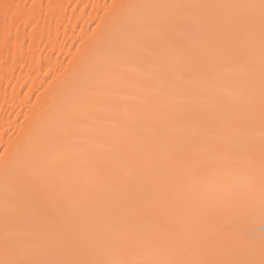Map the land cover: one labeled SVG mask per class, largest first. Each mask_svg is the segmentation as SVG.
<instances>
[{"label": "snow or ice", "instance_id": "6c2138e0", "mask_svg": "<svg viewBox=\"0 0 264 264\" xmlns=\"http://www.w3.org/2000/svg\"><path fill=\"white\" fill-rule=\"evenodd\" d=\"M60 7L0 2L5 45L9 16L27 31L43 9ZM103 7L107 24L77 50L74 72L0 152V264H264V0ZM145 36L165 94L175 87L165 79L170 69L199 73L216 93L230 72L228 102L196 111L165 105L157 117L175 112L183 123L162 144L145 136L138 151L118 140L90 151L91 135L126 99L116 89L134 86L105 58L133 56ZM54 143L64 145L61 155L48 151ZM61 157L77 162L61 167ZM225 215V227H205Z\"/></svg>", "mask_w": 264, "mask_h": 264}, {"label": "bare ground", "instance_id": "6f19581e", "mask_svg": "<svg viewBox=\"0 0 264 264\" xmlns=\"http://www.w3.org/2000/svg\"><path fill=\"white\" fill-rule=\"evenodd\" d=\"M13 2L55 4L62 7L51 11L48 8L43 9L45 15L40 16L38 27L29 25L27 31L23 23L13 21L9 16L11 42L7 45L5 20L0 13V152L5 148L11 151L22 135L19 121L46 105L49 97L76 69L77 50L83 52L88 49L93 35L103 31L107 24L103 6L106 3H120L121 0ZM16 25L19 26V32ZM152 43L153 38L145 36L134 46L133 56L123 59L105 58L113 73L124 74L134 86L116 89L122 92L126 99L121 102L119 115L112 118L109 114L103 129L91 135L90 151H101L105 144L117 140L127 152L138 151L144 144L145 136H151L155 145L162 144L166 136L174 134L183 123L176 118L175 112L171 113L170 120L158 118L156 114L163 111L165 105L174 109L196 111L201 107L210 106L214 100L219 103L228 102L225 90L233 84L230 72H225L215 82V88L221 90L216 93L205 90L207 85L199 73H185L179 68L170 69L165 73V79L174 82L175 87L166 90L165 94L160 81L155 78L160 70L150 56ZM136 56L144 59L138 60ZM124 124L129 125L127 132L122 127ZM153 130L158 131L159 135H154ZM48 151L61 155L64 145L51 144ZM76 162L77 157H61L60 166L71 168ZM2 180L0 176V183ZM49 211L53 217L56 216L55 207H51ZM228 223L230 218L225 215L205 227L223 228Z\"/></svg>", "mask_w": 264, "mask_h": 264}]
</instances>
